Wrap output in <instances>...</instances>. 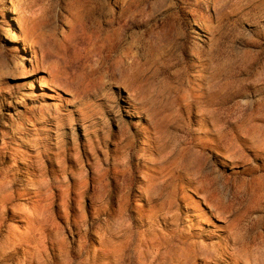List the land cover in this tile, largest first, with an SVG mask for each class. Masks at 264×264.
<instances>
[{"label":"rangeland","instance_id":"rangeland-1","mask_svg":"<svg viewBox=\"0 0 264 264\" xmlns=\"http://www.w3.org/2000/svg\"><path fill=\"white\" fill-rule=\"evenodd\" d=\"M0 264H264V0H0Z\"/></svg>","mask_w":264,"mask_h":264},{"label":"bare ground","instance_id":"bare-ground-1","mask_svg":"<svg viewBox=\"0 0 264 264\" xmlns=\"http://www.w3.org/2000/svg\"><path fill=\"white\" fill-rule=\"evenodd\" d=\"M22 24V23H21ZM23 26V25H22ZM25 31V30H24ZM63 64V63H62ZM83 76V75H82ZM41 87H44V84H43V82H41Z\"/></svg>","mask_w":264,"mask_h":264}]
</instances>
